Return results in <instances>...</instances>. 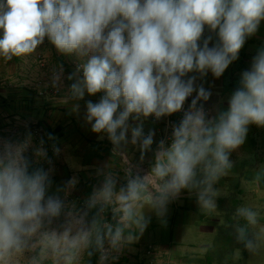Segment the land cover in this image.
<instances>
[{"label":"clouds","instance_id":"1","mask_svg":"<svg viewBox=\"0 0 264 264\" xmlns=\"http://www.w3.org/2000/svg\"><path fill=\"white\" fill-rule=\"evenodd\" d=\"M262 22L264 0H0V57L29 56L46 41L74 57L75 71L66 77L73 81V111L86 94H101L98 102L86 101L85 122L106 134L114 150L130 142L143 156L155 136L154 130L145 135L144 122L182 113L157 144L147 173L129 175L118 191L106 178L83 209L60 195L76 179L53 190V169L36 162L51 164L43 139L35 145L31 132L0 137V264H80L94 252L105 264L111 250L136 239L125 229H146L145 206L166 226L169 203L185 191L195 192L203 212L216 211V185L234 167L232 153L245 144L250 126L264 128V46L241 72L226 108H206L212 92L197 81L209 73L222 77ZM63 79L60 64L52 86ZM52 150L60 152L55 143ZM111 204L115 225H102L98 215L89 221L97 205L103 211ZM260 217L249 205L234 214L236 242L251 256L264 252Z\"/></svg>","mask_w":264,"mask_h":264},{"label":"crops","instance_id":"2","mask_svg":"<svg viewBox=\"0 0 264 264\" xmlns=\"http://www.w3.org/2000/svg\"><path fill=\"white\" fill-rule=\"evenodd\" d=\"M262 46L264 22L256 35L247 40L239 53V59L229 66L222 77L216 79L209 73L203 81H197L212 92L210 101L205 104L206 108L210 109L217 104L227 107V97L237 87L241 72L250 67L253 56ZM40 54L46 58L45 68H41L38 63ZM60 64L64 67L62 85L66 93L58 103L50 102L46 100L48 98L40 97L37 88L52 86L51 74ZM76 64L74 57L61 56L47 41L29 56L14 57L11 61L0 57V99L7 103L35 101L48 104L47 107L51 110L47 112L41 137L47 142V157L51 164L46 160L45 163L53 169L54 181H61L62 174L80 173L85 182L82 194L90 197L110 177L116 181L118 191L129 177L123 172L121 158L113 152L125 153L134 163L151 168L159 143V124L150 118L144 122L145 135L149 130H154L155 136L151 150L143 156L139 144L133 145L130 142L114 150L106 134L93 133L91 126L85 122L86 101L98 102L101 94H86L84 100L79 101V111H73L76 102L69 99L68 91L73 81L66 77L75 71ZM9 107L0 106V137L16 139L31 132L32 139L37 141L38 129L30 122L36 124L40 118L38 111H15L13 107ZM49 134L56 137V140L50 141ZM100 135H104V138L100 139ZM130 139L129 133V141ZM53 143L60 149V158L52 150ZM75 155L84 157L78 169L71 161ZM231 160L234 167L216 185L221 192L216 211L203 212L197 203L195 192L185 191L169 203L167 214L163 217L167 221L165 226L161 223L162 218L145 206L142 211L149 219L146 229L142 233L135 227L125 229V236L132 234L136 239L132 243L123 244L118 251L112 250V256L105 264H149L147 251L150 246L155 251V264H264V252L251 256L242 244L236 242L233 227L236 223L235 210L241 205L258 209L261 224L264 225V128L250 126L245 144L232 153ZM115 206L111 204L103 207L112 221L105 224H116L113 217Z\"/></svg>","mask_w":264,"mask_h":264},{"label":"rangeland","instance_id":"3","mask_svg":"<svg viewBox=\"0 0 264 264\" xmlns=\"http://www.w3.org/2000/svg\"><path fill=\"white\" fill-rule=\"evenodd\" d=\"M38 63L40 65L41 68H45L46 65H47V62H46V58H44V56L42 54H40L38 56ZM39 91H40V97H43V98H48L46 100H50L51 101H54L56 103H58L59 101H61V99L64 97L65 93H66V90L63 88V85L60 86V87H53V86H40L37 88ZM29 90H32L31 88H29ZM37 90V92H38ZM48 103V102H47ZM48 104L46 103H43V102H38V103H35L34 102H31V103H27V102H20L18 101V103L16 101H11V102H5L3 101L2 99H0V106L1 108L3 107H6V108H10L9 106L13 107L15 109V111H34V112H37L38 111V115L40 118H38V120L36 121V124L35 123H32L30 122V124H32V126L36 127V129H38V133H37V141L33 140V143L35 145H39V141L41 139H43L42 137V133H43V129L45 128L44 126V123L46 121V116H47V112L48 110H51L47 107ZM8 106V107H7ZM57 109V108H56ZM35 119V118H34ZM42 136V137H41ZM44 141V145L43 147L47 150V142L45 139H43ZM60 155H58V158H60ZM71 161L74 163V166L75 168H80L81 164L83 163L84 161V157L83 156H72L71 158ZM36 162L38 164H42L46 169H48L49 167H47L46 163H45V160H43L42 158H36ZM73 166V167H74ZM72 169V167H70ZM61 181L59 182H56L54 181V184H53V190H55L57 187H64L67 183L68 180L72 179V178H75L77 183L75 185L74 188H66L64 191H62L60 193V195L66 199V202L69 204V206L71 205H75L77 208H85L86 207V203L89 199V197H85L83 194H82V190L84 189V183L82 180H83V177L80 173H74V175H71V174H67V175H64L62 174L61 176ZM65 181V182H64ZM95 192V191H94ZM93 192V193H94ZM100 209V206L97 205L96 208L92 209L90 214H89V221H91V219L93 218V216H97L98 215V218L101 220V223L102 225L105 224V223H111L112 221L110 220V218H108V214L107 212L105 211V209H103V211H99ZM115 223H116V220H114ZM99 253L94 254L92 256H87V255H84L82 258H81V261H80V264H94V260L96 258H94V256H98ZM98 258V257H97ZM47 264H51V262H47ZM97 264V263H95Z\"/></svg>","mask_w":264,"mask_h":264},{"label":"built area","instance_id":"4","mask_svg":"<svg viewBox=\"0 0 264 264\" xmlns=\"http://www.w3.org/2000/svg\"><path fill=\"white\" fill-rule=\"evenodd\" d=\"M191 99V98H190ZM190 102V100H189ZM187 107V104L185 105ZM182 118V113H176L173 114L171 117L162 118L159 121H155L154 118H150L154 122H157L159 124L158 134H159V142L161 140H166L171 135V126L174 123H178L180 119ZM113 154H117L121 160L123 165V172L129 177V175L135 176V175H144L147 173L150 168L146 165L134 163L127 154L125 153H116L113 152ZM105 248H108L107 242L105 243ZM155 251L152 246L149 247L147 251V257H148V263L149 264H155L154 259ZM112 256V250L109 252V257L107 260H109ZM106 260V261H107Z\"/></svg>","mask_w":264,"mask_h":264},{"label":"trees","instance_id":"5","mask_svg":"<svg viewBox=\"0 0 264 264\" xmlns=\"http://www.w3.org/2000/svg\"><path fill=\"white\" fill-rule=\"evenodd\" d=\"M97 253H98V252H95V254H97ZM97 257H98V258H97ZM94 258H96V259L94 260V261H95L94 264H95V263H98V261H99V255H98V256H94Z\"/></svg>","mask_w":264,"mask_h":264}]
</instances>
